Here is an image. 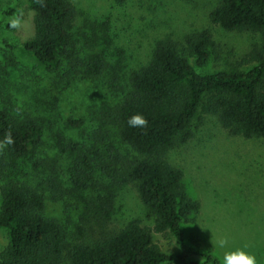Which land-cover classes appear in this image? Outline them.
<instances>
[{
	"label": "rangeland",
	"instance_id": "1",
	"mask_svg": "<svg viewBox=\"0 0 264 264\" xmlns=\"http://www.w3.org/2000/svg\"><path fill=\"white\" fill-rule=\"evenodd\" d=\"M70 1L78 10L72 32L80 52L67 55L59 66L46 67L21 47L35 34L28 0H0V105L17 116L39 117L43 135L41 146L15 160L8 176L46 191V214L61 222L70 241L79 234L78 227L97 237L139 219L173 257L164 264H188L178 258L180 248L171 235L155 232L134 185L115 182L123 166L118 155L133 154L103 115L123 98L128 75L149 60L157 40L171 38L183 49L186 34L207 29L215 44L206 71L250 70L253 64L242 59L263 35L213 24L209 13L219 0ZM90 58L106 62L101 76H84L82 64ZM71 119L81 123L74 125ZM192 130L187 143L169 150L170 161L184 172L186 191L201 203L196 221L183 225L186 241L191 244L196 236L202 241L198 251L211 250L222 261L225 252L246 246L264 264V138L231 135L214 116L196 119ZM84 154L92 168L76 183ZM34 159L44 164L38 171L32 167ZM52 176L68 191L58 200L45 183ZM108 182L117 185L108 189ZM225 236L228 244L219 248L217 242ZM7 243V232L0 230V253Z\"/></svg>",
	"mask_w": 264,
	"mask_h": 264
},
{
	"label": "trees",
	"instance_id": "2",
	"mask_svg": "<svg viewBox=\"0 0 264 264\" xmlns=\"http://www.w3.org/2000/svg\"><path fill=\"white\" fill-rule=\"evenodd\" d=\"M217 4L209 13L213 24L227 31L263 35L262 42L242 59L253 64L250 70L206 71L215 44L207 29L186 34L183 49L171 38H161L149 60L128 75L123 98L103 115L133 154L131 158L118 155L123 166L121 179L115 182L134 185L139 201L153 217L155 232L171 235L180 248L178 258L188 264L224 262L211 250L198 251L202 241L196 236H191V244L186 241L183 225L196 221L201 203L186 191L184 172L170 161L169 150L176 143H187L194 135L195 120L205 116L216 117L231 135L264 138V0H219ZM28 5L34 11L35 34L21 46L27 54L46 67L59 66L67 55L79 54L72 32L78 10L72 1L28 0ZM82 67L85 77L96 78L105 71L106 62L90 58ZM137 113L147 119L146 127L128 126V118ZM41 131L39 117L17 116L0 105V140L9 132L13 137V144L0 150V230L8 237L0 264H164L173 258L139 219L97 237L78 227L79 234L70 241L61 222L46 214V191L8 176L15 160L41 146ZM89 158L81 156L76 183L92 168ZM43 165L33 160L35 171ZM45 183L52 199L68 194L57 176ZM108 185L114 189L117 184Z\"/></svg>",
	"mask_w": 264,
	"mask_h": 264
},
{
	"label": "clouds",
	"instance_id": "3",
	"mask_svg": "<svg viewBox=\"0 0 264 264\" xmlns=\"http://www.w3.org/2000/svg\"><path fill=\"white\" fill-rule=\"evenodd\" d=\"M17 25H13L16 27ZM128 126L133 128H143L148 124L147 119L143 114L137 113L130 116L127 120ZM13 144V137L11 133L5 135L3 140H0V150H3L6 146ZM228 237L221 238L217 244L219 248H224L228 244ZM246 248V246H245ZM245 248L236 249L235 251L225 252L223 256L224 264H260L257 255L253 252L245 250Z\"/></svg>",
	"mask_w": 264,
	"mask_h": 264
}]
</instances>
